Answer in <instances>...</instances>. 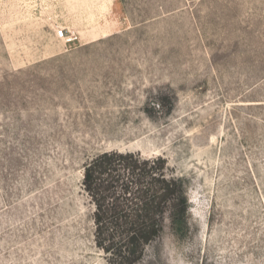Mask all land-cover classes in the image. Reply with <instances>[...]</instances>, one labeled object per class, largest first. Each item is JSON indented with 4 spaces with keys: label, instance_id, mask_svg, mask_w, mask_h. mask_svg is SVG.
Here are the masks:
<instances>
[{
    "label": "rangeland",
    "instance_id": "obj_1",
    "mask_svg": "<svg viewBox=\"0 0 264 264\" xmlns=\"http://www.w3.org/2000/svg\"><path fill=\"white\" fill-rule=\"evenodd\" d=\"M112 150L186 192L136 264H264V0H0V264L108 263L83 178Z\"/></svg>",
    "mask_w": 264,
    "mask_h": 264
},
{
    "label": "trees",
    "instance_id": "obj_2",
    "mask_svg": "<svg viewBox=\"0 0 264 264\" xmlns=\"http://www.w3.org/2000/svg\"><path fill=\"white\" fill-rule=\"evenodd\" d=\"M167 169L165 158L119 150L102 152L85 165L83 188L94 205L95 243L107 264L139 262L163 233L168 213L173 226L182 222L186 192Z\"/></svg>",
    "mask_w": 264,
    "mask_h": 264
},
{
    "label": "built area",
    "instance_id": "obj_3",
    "mask_svg": "<svg viewBox=\"0 0 264 264\" xmlns=\"http://www.w3.org/2000/svg\"><path fill=\"white\" fill-rule=\"evenodd\" d=\"M55 37L65 46L72 45L79 41V36L66 26H58L55 31Z\"/></svg>",
    "mask_w": 264,
    "mask_h": 264
}]
</instances>
